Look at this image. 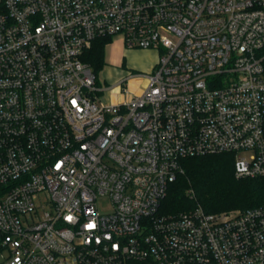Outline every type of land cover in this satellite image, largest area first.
Returning <instances> with one entry per match:
<instances>
[{
  "label": "built area",
  "instance_id": "obj_1",
  "mask_svg": "<svg viewBox=\"0 0 264 264\" xmlns=\"http://www.w3.org/2000/svg\"><path fill=\"white\" fill-rule=\"evenodd\" d=\"M108 37L158 54L113 103L83 61ZM218 153L264 176V0H0L5 264H264V206L160 210Z\"/></svg>",
  "mask_w": 264,
  "mask_h": 264
},
{
  "label": "trees",
  "instance_id": "obj_2",
  "mask_svg": "<svg viewBox=\"0 0 264 264\" xmlns=\"http://www.w3.org/2000/svg\"><path fill=\"white\" fill-rule=\"evenodd\" d=\"M111 38L93 41L83 61L98 74ZM182 172L167 187L160 203L165 214L201 207L206 213L245 211L264 206V176L236 177L231 153L205 154L181 160Z\"/></svg>",
  "mask_w": 264,
  "mask_h": 264
},
{
  "label": "rangeland",
  "instance_id": "obj_3",
  "mask_svg": "<svg viewBox=\"0 0 264 264\" xmlns=\"http://www.w3.org/2000/svg\"><path fill=\"white\" fill-rule=\"evenodd\" d=\"M120 43L121 39L114 37L105 47L104 66L97 74L99 86L101 89H106L100 99L107 103L119 100L117 87L123 80H127L128 88L134 91L142 87L145 83L143 75L151 72L154 67L153 61L155 64L158 61V54L154 50L128 49ZM98 208L101 211L109 210V202L100 200ZM7 257L8 252L0 248V264H5Z\"/></svg>",
  "mask_w": 264,
  "mask_h": 264
},
{
  "label": "crops",
  "instance_id": "obj_4",
  "mask_svg": "<svg viewBox=\"0 0 264 264\" xmlns=\"http://www.w3.org/2000/svg\"><path fill=\"white\" fill-rule=\"evenodd\" d=\"M122 45V42L120 43ZM123 46V45H122ZM155 62L153 61V66H154Z\"/></svg>",
  "mask_w": 264,
  "mask_h": 264
}]
</instances>
